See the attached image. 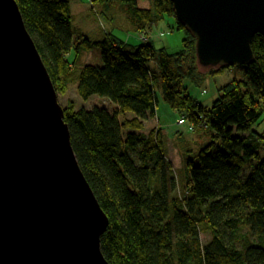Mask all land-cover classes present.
<instances>
[{
	"label": "trees",
	"instance_id": "1",
	"mask_svg": "<svg viewBox=\"0 0 264 264\" xmlns=\"http://www.w3.org/2000/svg\"><path fill=\"white\" fill-rule=\"evenodd\" d=\"M14 1L56 93L75 84L81 99L96 95L111 105L86 110L69 101L63 108L78 166L109 222L100 237L105 260L264 264V138L251 131L264 116V38H252V63L233 67L234 78L205 108L184 83L201 89L231 67L200 73L195 40L175 18L170 0L115 1L128 7L127 26L135 34L174 18L184 36L174 54L156 51L148 39L134 45L107 32L90 39L73 28L67 0ZM81 50L89 58L78 66ZM158 94L187 129L192 125L194 134L209 138L191 156L184 151V184L168 161L163 130L145 128L156 115Z\"/></svg>",
	"mask_w": 264,
	"mask_h": 264
},
{
	"label": "water",
	"instance_id": "2",
	"mask_svg": "<svg viewBox=\"0 0 264 264\" xmlns=\"http://www.w3.org/2000/svg\"><path fill=\"white\" fill-rule=\"evenodd\" d=\"M203 68L246 66L264 0H170ZM108 219L14 0H0V264H109Z\"/></svg>",
	"mask_w": 264,
	"mask_h": 264
},
{
	"label": "rangeland",
	"instance_id": "3",
	"mask_svg": "<svg viewBox=\"0 0 264 264\" xmlns=\"http://www.w3.org/2000/svg\"><path fill=\"white\" fill-rule=\"evenodd\" d=\"M69 2L73 28L79 29L84 34L90 36L89 38H96L101 33H111L123 42H129L130 44L137 45L144 40H149L156 51L159 49H165L169 54L178 53L182 49L183 33L182 31L176 30V21L174 18L165 17L163 20L158 21L152 25L151 28H147L145 32L135 34V32L129 30L130 26L129 17L126 13L128 11L127 6H123L122 3L115 0L105 1V5L95 3L94 0H67ZM140 7H149L148 2H140ZM103 13L107 16H113V21H108ZM143 39V40H142ZM81 56L75 63L80 66L88 61V53L85 50L80 51ZM71 54V55H70ZM69 54V61L74 60V53ZM155 66L154 61L149 64L150 68ZM230 68V67H226ZM233 67L229 71L218 75L214 79L207 80L203 88L199 89L191 86L188 82L184 83L187 88L188 94L196 99L203 107L209 108L213 101L217 98V89L228 84L233 77ZM209 69L199 68L200 73H206ZM57 100L62 108H65L69 101H72L76 108H84L86 110L92 107H110L107 100L98 96H92L88 100L81 99L77 92L76 86L70 85L66 90L59 93L57 92ZM158 104L156 107V115L150 120L161 126V129L166 136L167 146V157L168 161L172 166L177 181L184 184L185 175L184 166V151H189L188 154L191 156L197 152L203 144H206L209 140L208 135H202V133L194 134L192 131L187 129V126L178 125V115L175 113L167 104L162 100L161 94H158ZM111 110V109H109ZM149 124L146 123L145 128L147 131L153 129ZM180 124V123H179ZM252 133H255L259 137L264 138V116L252 127ZM247 135V134H246ZM262 146L260 148V156L264 157V139L260 140ZM255 166L256 161H252ZM249 169L244 168L242 174L247 176ZM189 174V173H188ZM181 191V189H180ZM201 240L205 243L208 237L204 234L201 235Z\"/></svg>",
	"mask_w": 264,
	"mask_h": 264
},
{
	"label": "crops",
	"instance_id": "4",
	"mask_svg": "<svg viewBox=\"0 0 264 264\" xmlns=\"http://www.w3.org/2000/svg\"><path fill=\"white\" fill-rule=\"evenodd\" d=\"M102 4H104L105 5V3H102ZM138 5H140V2L138 3ZM146 8V7H145ZM150 119H152V118H150ZM148 122V123H147ZM149 122H150V120L149 121H146L145 122V125H146V123L147 124H149ZM150 126L152 127V128H161V126H160V124H159V121H157V124L155 123V121L154 122H150Z\"/></svg>",
	"mask_w": 264,
	"mask_h": 264
},
{
	"label": "built area",
	"instance_id": "5",
	"mask_svg": "<svg viewBox=\"0 0 264 264\" xmlns=\"http://www.w3.org/2000/svg\"><path fill=\"white\" fill-rule=\"evenodd\" d=\"M179 123H180V124H179ZM184 124H185V123H184L183 119H179V120H178V125H184ZM188 128H189V129H188L189 131H193V129H194L192 125L188 126Z\"/></svg>",
	"mask_w": 264,
	"mask_h": 264
}]
</instances>
